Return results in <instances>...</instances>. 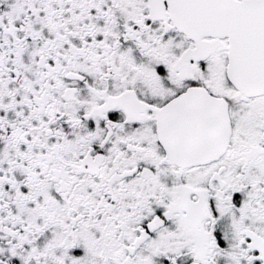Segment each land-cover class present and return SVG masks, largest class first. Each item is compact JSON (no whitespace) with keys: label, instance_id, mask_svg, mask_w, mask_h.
I'll list each match as a JSON object with an SVG mask.
<instances>
[{"label":"snow or ice","instance_id":"snow-or-ice-1","mask_svg":"<svg viewBox=\"0 0 264 264\" xmlns=\"http://www.w3.org/2000/svg\"><path fill=\"white\" fill-rule=\"evenodd\" d=\"M0 264H264V0H0Z\"/></svg>","mask_w":264,"mask_h":264}]
</instances>
